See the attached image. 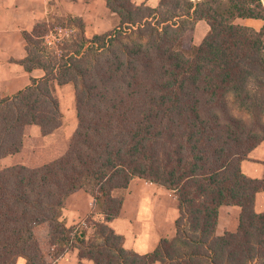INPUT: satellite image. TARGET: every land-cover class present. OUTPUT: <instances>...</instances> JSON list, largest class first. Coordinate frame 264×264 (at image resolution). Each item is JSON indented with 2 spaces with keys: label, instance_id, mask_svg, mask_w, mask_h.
Returning a JSON list of instances; mask_svg holds the SVG:
<instances>
[{
  "label": "trees",
  "instance_id": "obj_1",
  "mask_svg": "<svg viewBox=\"0 0 264 264\" xmlns=\"http://www.w3.org/2000/svg\"><path fill=\"white\" fill-rule=\"evenodd\" d=\"M104 1L119 20L105 33L87 38L83 19L53 1L23 32L19 63L45 75L0 94V162L22 150L26 126L42 136L62 126L56 85H73L77 127L42 166L0 163V264H57L73 249L91 264H264V175L241 171L264 141V0ZM249 19L263 24L238 22ZM198 21L209 30L187 45ZM134 178L173 191L179 210L175 236L146 254L110 226ZM78 190L93 200L91 234L63 219ZM224 206L240 208L238 227L218 235Z\"/></svg>",
  "mask_w": 264,
  "mask_h": 264
},
{
  "label": "crops",
  "instance_id": "obj_2",
  "mask_svg": "<svg viewBox=\"0 0 264 264\" xmlns=\"http://www.w3.org/2000/svg\"><path fill=\"white\" fill-rule=\"evenodd\" d=\"M63 16L75 15L83 19L85 34L91 38L118 26L119 20L106 7L104 0H54ZM135 4H146L152 8L160 0H132ZM196 1V0H193ZM48 0H0V94L12 96L24 89L31 79H40L45 75L42 69L31 72L19 63L26 56L23 32H30L37 21L47 17ZM245 21V20H243ZM195 25L194 40L198 44L208 32V25L201 27L202 35L196 39V33L202 26ZM257 26L256 20L245 21ZM242 23V22H241ZM199 41V42H198ZM55 95L59 101L63 124L51 135L42 136L35 125L24 129L23 148L16 154L1 160V167L25 165L42 166L64 154L68 142L77 127L75 93L71 84L56 85ZM241 171L252 179H261L264 175V141L254 148L248 158L241 162ZM93 200L84 190H78L66 200L63 219L68 227L81 223L90 213ZM255 211L264 212V191L255 197ZM240 208L224 206L220 210L217 234L235 232L238 227ZM179 215L175 193L152 182L140 178L130 181L119 217L110 223L112 229L123 236V246L139 254L152 252L162 238H172L176 234L175 220ZM16 264H26L19 258ZM57 264H91L80 261L77 250L68 251ZM159 264V263H156Z\"/></svg>",
  "mask_w": 264,
  "mask_h": 264
},
{
  "label": "rangeland",
  "instance_id": "obj_3",
  "mask_svg": "<svg viewBox=\"0 0 264 264\" xmlns=\"http://www.w3.org/2000/svg\"><path fill=\"white\" fill-rule=\"evenodd\" d=\"M49 1H50V2H51V1L55 2L54 0H48V2H49ZM196 1H198V0H196ZM48 4H49V3H47V11H48ZM55 5L57 6L56 2H55ZM51 9L54 10L55 8H54V7H51ZM57 9H58V6H57ZM58 10H59V9H58ZM245 21H248V22H249L250 19H249V20H245ZM245 21H243V20H238L239 23L242 22V24H245V25H247V26L254 27L255 29H259V28L262 26V24H263V22H262L261 20H256V21H257V24H258L257 26H256V25L253 26V25L247 24ZM201 24H202V26H200V29H199L198 32L196 33V39H198V40H199V38H200L201 35H202V32H201V29H202V28H201V27H203V26H207V25H206V22H202ZM208 28H209V26H208ZM208 30H209V29H208ZM63 33H64V32H63ZM60 34H62V33H60ZM204 37H205V36H204ZM204 37H203V38H204ZM49 39H51L52 41H55L53 35H52ZM194 39H195V38H194V34H192V41H189V39H187V45H190L191 43H192V44H197V43L195 42ZM51 40H50V41H51ZM201 41H202V40H201ZM201 41H200V42H201ZM190 42H191V43H190ZM198 42H199V41H198ZM200 42H199V43H200ZM199 43H198V44H199ZM67 146H68V145H67ZM94 218H95V220H100V219H101V217H100L99 215H97V214L95 215ZM90 227H91V226H90ZM90 227H84V228H86L88 234H91V232H92Z\"/></svg>",
  "mask_w": 264,
  "mask_h": 264
},
{
  "label": "built area",
  "instance_id": "obj_4",
  "mask_svg": "<svg viewBox=\"0 0 264 264\" xmlns=\"http://www.w3.org/2000/svg\"><path fill=\"white\" fill-rule=\"evenodd\" d=\"M79 224H81L82 227H85V222H84V221H82V222L79 223Z\"/></svg>",
  "mask_w": 264,
  "mask_h": 264
},
{
  "label": "water",
  "instance_id": "obj_5",
  "mask_svg": "<svg viewBox=\"0 0 264 264\" xmlns=\"http://www.w3.org/2000/svg\"><path fill=\"white\" fill-rule=\"evenodd\" d=\"M199 1V0H198Z\"/></svg>",
  "mask_w": 264,
  "mask_h": 264
}]
</instances>
